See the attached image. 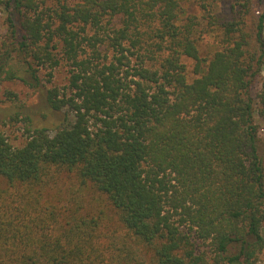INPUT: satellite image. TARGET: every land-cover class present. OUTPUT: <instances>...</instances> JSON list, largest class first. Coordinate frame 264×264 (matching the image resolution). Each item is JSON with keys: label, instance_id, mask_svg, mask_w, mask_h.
<instances>
[{"label": "trees", "instance_id": "16d2710c", "mask_svg": "<svg viewBox=\"0 0 264 264\" xmlns=\"http://www.w3.org/2000/svg\"><path fill=\"white\" fill-rule=\"evenodd\" d=\"M45 1L0 0L32 62L70 65L46 93L58 126L0 131V264H256L264 0L207 27L182 0Z\"/></svg>", "mask_w": 264, "mask_h": 264}, {"label": "rangeland", "instance_id": "374dc122", "mask_svg": "<svg viewBox=\"0 0 264 264\" xmlns=\"http://www.w3.org/2000/svg\"><path fill=\"white\" fill-rule=\"evenodd\" d=\"M234 1L182 0V3L187 15L197 18L200 27H207L210 9L222 20L230 19ZM55 6L56 0H46L40 8L47 10L48 7ZM248 19L250 28L253 19L251 16H248ZM88 32L92 33V29L89 28ZM201 36V53L203 56H209L215 47L214 42L219 39L218 33L214 31L211 34L203 33ZM15 37L16 34L7 21V13L0 8V131L12 145L21 146L26 141L29 129L36 126L53 129L63 120L64 113L55 111L48 105L46 93L52 86L62 88L68 84L70 65L66 61L54 67L37 65L33 58L34 62L21 50ZM27 59L33 63L35 71L28 68ZM184 62L189 73H192L195 61L186 57ZM13 75L15 76L12 77ZM263 81L264 68L252 89L253 95L262 88ZM261 145H264L263 134ZM256 264H264V249L259 253Z\"/></svg>", "mask_w": 264, "mask_h": 264}]
</instances>
